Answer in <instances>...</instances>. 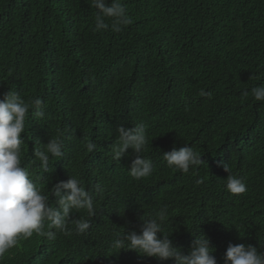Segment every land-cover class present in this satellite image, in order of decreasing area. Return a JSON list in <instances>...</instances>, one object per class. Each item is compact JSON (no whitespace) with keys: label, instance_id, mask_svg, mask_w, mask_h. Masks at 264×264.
<instances>
[{"label":"trees","instance_id":"obj_1","mask_svg":"<svg viewBox=\"0 0 264 264\" xmlns=\"http://www.w3.org/2000/svg\"><path fill=\"white\" fill-rule=\"evenodd\" d=\"M123 4L132 23L115 33L94 31L91 0H0V99L14 90L43 101L42 116L26 117L21 166L44 194L78 177L96 209L72 213L91 221L86 233L21 238L0 264H174L111 247L162 207L164 234L184 255L200 234L217 264L229 244L264 251V101L251 96L264 86V0ZM137 124L154 165L140 180L128 175L131 149L120 161L111 152L116 129ZM53 137L64 156L45 173L34 147ZM185 144L205 163L189 173L162 158ZM225 164L245 193L226 190Z\"/></svg>","mask_w":264,"mask_h":264},{"label":"clouds","instance_id":"obj_2","mask_svg":"<svg viewBox=\"0 0 264 264\" xmlns=\"http://www.w3.org/2000/svg\"><path fill=\"white\" fill-rule=\"evenodd\" d=\"M91 7L96 9L94 31L111 30L119 33L132 23L123 0H111L110 3L109 0H91ZM243 95L247 96L248 93ZM251 96L255 101H264V86L253 87ZM42 104L40 98L26 101L20 92L14 90L5 93L0 99V258L15 247L21 238L29 239L33 234L55 240L57 234L86 233L91 228V221L74 217V210H85L88 217L96 215L94 197L78 177L70 175L66 181L56 183L44 194L31 178L29 170L21 166L26 117L30 109L36 116H42ZM116 132L118 136L111 147L113 159L120 161L131 149L134 159L128 168V175L136 180L150 176L154 171L153 161L142 155L148 144L145 126L137 124L125 128L121 125ZM86 147L88 152H93L96 144L88 142ZM33 155L35 160L40 161L44 172L48 173L50 159L64 156L62 139L49 138L46 144L37 141ZM162 158L169 167L183 173L205 164L194 148L187 144L179 149L173 147ZM224 171L228 173L225 188L229 193L240 195L247 191L243 178L230 174L226 164ZM100 192L102 189L97 186V193ZM50 197H54V202L50 203ZM145 215L141 217L139 232L118 235L111 242V247L119 251H135L158 261L173 260L174 264H217L210 240L203 234L195 235L187 255L173 246L170 236L164 234L163 229L168 220L167 207L160 208L146 218ZM70 224L73 227L70 228ZM223 259L224 264H264V251H258L251 245L229 244Z\"/></svg>","mask_w":264,"mask_h":264}]
</instances>
